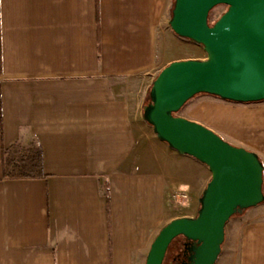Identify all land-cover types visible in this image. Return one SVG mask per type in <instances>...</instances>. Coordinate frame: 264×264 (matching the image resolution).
<instances>
[{"label": "crops", "instance_id": "crops-1", "mask_svg": "<svg viewBox=\"0 0 264 264\" xmlns=\"http://www.w3.org/2000/svg\"><path fill=\"white\" fill-rule=\"evenodd\" d=\"M172 3L0 0V264H145L165 225L196 216L209 170L143 120L164 67L204 60ZM180 113L255 153L264 192V102L198 95ZM16 144L40 147L42 178L5 176ZM225 235L236 264H264V202Z\"/></svg>", "mask_w": 264, "mask_h": 264}, {"label": "water", "instance_id": "water-1", "mask_svg": "<svg viewBox=\"0 0 264 264\" xmlns=\"http://www.w3.org/2000/svg\"><path fill=\"white\" fill-rule=\"evenodd\" d=\"M218 6L227 9L210 24V13ZM169 27L201 47L206 58L164 67L151 84L143 120L159 141L204 165L211 178L196 216L165 225L145 264H164L180 237L188 245L183 264H215L226 224L264 202L263 165L255 153L177 114L198 95L238 104L264 102V0H174Z\"/></svg>", "mask_w": 264, "mask_h": 264}, {"label": "trees", "instance_id": "trees-1", "mask_svg": "<svg viewBox=\"0 0 264 264\" xmlns=\"http://www.w3.org/2000/svg\"><path fill=\"white\" fill-rule=\"evenodd\" d=\"M172 7H173V3H172ZM148 102H149V93H148ZM3 169L5 176L9 178H17V179L42 178L44 176L43 156L40 147L37 145L24 147L21 146L20 144H16L10 149L3 151ZM175 241L173 243H175ZM173 243L171 244V246L173 245Z\"/></svg>", "mask_w": 264, "mask_h": 264}, {"label": "rangeland", "instance_id": "rangeland-1", "mask_svg": "<svg viewBox=\"0 0 264 264\" xmlns=\"http://www.w3.org/2000/svg\"><path fill=\"white\" fill-rule=\"evenodd\" d=\"M226 9L227 8L225 6H218L215 9H213L212 12L210 13V16H209L210 24L214 23L223 13H225ZM201 56L203 59L206 58V54L204 52L202 53ZM181 114L182 113H178V116H180ZM244 213H242L241 215L235 216L232 219L238 218L239 216H242ZM181 242H182L181 238H178L175 241V243H173L168 254L166 255L164 264H172V256L178 250ZM227 247H228V239L226 238V235H225V240H224V243L222 245L221 254H220V256H219V258L215 264H236V259H234V257H231V259H230V257L227 256V254H226Z\"/></svg>", "mask_w": 264, "mask_h": 264}, {"label": "flooded vegetation", "instance_id": "flooded-vegetation-1", "mask_svg": "<svg viewBox=\"0 0 264 264\" xmlns=\"http://www.w3.org/2000/svg\"><path fill=\"white\" fill-rule=\"evenodd\" d=\"M182 242L178 248V250L175 252V254L172 256V264H183L186 262L187 260V251H186V247H188V245L186 246V241L184 238L180 237Z\"/></svg>", "mask_w": 264, "mask_h": 264}, {"label": "built area", "instance_id": "built-area-1", "mask_svg": "<svg viewBox=\"0 0 264 264\" xmlns=\"http://www.w3.org/2000/svg\"><path fill=\"white\" fill-rule=\"evenodd\" d=\"M183 198H185V196H182Z\"/></svg>", "mask_w": 264, "mask_h": 264}]
</instances>
